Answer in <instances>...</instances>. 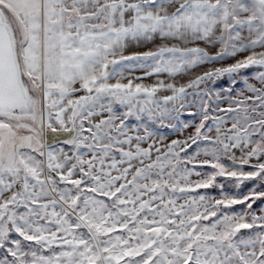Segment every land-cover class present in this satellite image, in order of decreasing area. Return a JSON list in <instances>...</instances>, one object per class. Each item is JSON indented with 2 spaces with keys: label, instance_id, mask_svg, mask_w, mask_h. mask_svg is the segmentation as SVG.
<instances>
[{
  "label": "snow or ice",
  "instance_id": "1",
  "mask_svg": "<svg viewBox=\"0 0 264 264\" xmlns=\"http://www.w3.org/2000/svg\"><path fill=\"white\" fill-rule=\"evenodd\" d=\"M0 264H264V0H0Z\"/></svg>",
  "mask_w": 264,
  "mask_h": 264
},
{
  "label": "rangeland",
  "instance_id": "2",
  "mask_svg": "<svg viewBox=\"0 0 264 264\" xmlns=\"http://www.w3.org/2000/svg\"><path fill=\"white\" fill-rule=\"evenodd\" d=\"M232 191H235V189H231Z\"/></svg>",
  "mask_w": 264,
  "mask_h": 264
}]
</instances>
